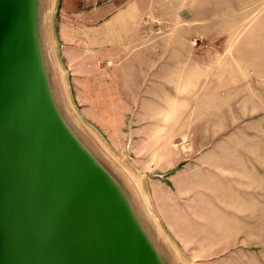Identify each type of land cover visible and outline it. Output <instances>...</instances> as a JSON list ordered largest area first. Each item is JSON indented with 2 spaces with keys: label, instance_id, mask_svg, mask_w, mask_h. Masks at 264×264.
<instances>
[{
  "label": "rangeland",
  "instance_id": "obj_1",
  "mask_svg": "<svg viewBox=\"0 0 264 264\" xmlns=\"http://www.w3.org/2000/svg\"><path fill=\"white\" fill-rule=\"evenodd\" d=\"M45 3L43 37L66 124L119 172L152 253L171 264H264V0H158L130 49L81 45L67 51L71 57L58 41L60 0ZM162 39L164 49L177 50V70L163 72L167 88L149 86L152 72L140 79V47L156 50ZM64 174L44 184L43 194L25 184L12 197L15 211L0 224V264L57 262L45 235L67 230L59 219L75 218L73 211L83 213L81 228L67 221L82 233L73 246L81 264H140L127 212L109 192L90 193ZM27 197L53 201L30 227L13 218ZM87 210L96 211L85 218ZM35 224L34 238L23 234Z\"/></svg>",
  "mask_w": 264,
  "mask_h": 264
},
{
  "label": "water",
  "instance_id": "obj_2",
  "mask_svg": "<svg viewBox=\"0 0 264 264\" xmlns=\"http://www.w3.org/2000/svg\"><path fill=\"white\" fill-rule=\"evenodd\" d=\"M45 1L49 2L0 0V224L15 211L17 204L12 197L16 193L22 195V185L27 184L29 189L34 188L36 193L43 194L46 191L44 184H48L49 180L52 182V179L58 182L65 180L64 172H68L71 180H82L86 187L84 189L90 193L98 189L109 192L127 212L125 222L137 228L140 264H171L167 257L152 253L154 245L151 237L145 233L143 225L139 222L135 225L133 207L136 202H129L118 184L119 172L81 143L66 124L64 102L55 87L48 45L43 37L46 34V5L49 6ZM60 146H68L73 154L85 159L95 177L74 168L58 150ZM25 201L19 215L13 218L16 224L26 223L27 227L31 226L32 220L36 223L39 221L41 216L36 215L40 210L51 211L53 202L39 200L37 203L30 197ZM66 206L70 205L64 204L63 208ZM93 211L96 210H87L85 218ZM106 212L108 209L102 210L104 216H107ZM72 215L75 218L71 220L58 217L63 225L68 224L67 230H61L54 239L45 235V239L49 236L52 247V250L48 248L49 256L57 257V262L50 264H66L65 260H70V264H81L82 255L74 247L79 248L77 240L82 234L79 231L82 225L79 216L83 217V213L78 215L73 211ZM67 221H77L75 225L79 228L73 227V224L69 226ZM36 227L37 224L24 229L23 234H30L29 237L34 238ZM87 232L83 230V233ZM15 236L14 232L13 239ZM69 240L73 243L76 241L77 245H68ZM101 261L102 264H109Z\"/></svg>",
  "mask_w": 264,
  "mask_h": 264
},
{
  "label": "crops",
  "instance_id": "obj_3",
  "mask_svg": "<svg viewBox=\"0 0 264 264\" xmlns=\"http://www.w3.org/2000/svg\"><path fill=\"white\" fill-rule=\"evenodd\" d=\"M157 1L60 0L57 17L60 48L64 49L67 57L68 55L71 57V53L67 51L71 52L81 45L88 47L89 50L106 52L125 47L130 49L139 40V28L141 29L143 17L149 13H156L154 8ZM178 29L184 30L183 26ZM82 32L86 34L83 38ZM142 39L140 31V42ZM165 41L166 39L159 40L155 46L156 50L152 47H140V79L152 72L148 75V78L154 79L149 83L151 87L170 86L163 72L176 71L178 68L175 61L177 50L174 47L164 49ZM157 63L160 65L155 68ZM159 78H164L166 81L158 82Z\"/></svg>",
  "mask_w": 264,
  "mask_h": 264
},
{
  "label": "bare ground",
  "instance_id": "obj_4",
  "mask_svg": "<svg viewBox=\"0 0 264 264\" xmlns=\"http://www.w3.org/2000/svg\"><path fill=\"white\" fill-rule=\"evenodd\" d=\"M60 152H62L67 158L69 163L76 168L77 170L81 171L82 173L93 176L90 168L87 166V161L83 158H79V156L72 153L71 149L68 146H60L58 149ZM138 187L141 188L140 190H144V187L142 186L141 182L138 183ZM124 193H126L124 191ZM145 193V192H144Z\"/></svg>",
  "mask_w": 264,
  "mask_h": 264
}]
</instances>
